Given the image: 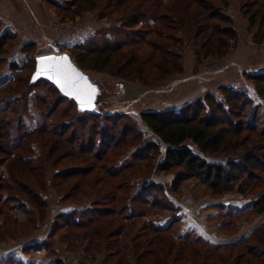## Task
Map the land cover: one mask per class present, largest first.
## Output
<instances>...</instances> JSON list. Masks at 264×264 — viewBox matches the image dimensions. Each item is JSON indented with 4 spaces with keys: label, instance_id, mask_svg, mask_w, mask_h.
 <instances>
[{
    "label": "rangeland",
    "instance_id": "1",
    "mask_svg": "<svg viewBox=\"0 0 264 264\" xmlns=\"http://www.w3.org/2000/svg\"><path fill=\"white\" fill-rule=\"evenodd\" d=\"M186 1L36 0L40 11L31 12L25 4L27 15L18 17L19 30L0 17V41L5 40L0 120L10 136H24L18 151L0 152V264H264L241 255L243 245L209 248L244 239L264 247V211L254 210L264 191L261 185L244 193L234 189L213 194L206 184L188 178L174 190L171 183L178 169H157L165 145L141 119L142 111H177L207 92L222 99L221 86L243 89L254 103L264 104L248 77L264 73V20L252 24L241 8L252 0H204L207 8L200 1L189 7ZM156 2L163 7L155 11ZM224 4L222 11L235 30L232 38L218 33L221 23L209 19L210 10ZM148 8L153 14L142 17ZM135 16L140 21L132 26ZM8 35H13L11 40L5 39ZM222 41L228 51L217 56ZM106 42L121 45L110 65L104 70L83 68L99 88L95 110L108 116L97 121L106 125L105 138L112 133L111 124H118L117 132L127 124L134 128L126 143L110 148L108 139L104 141L101 148L108 150L96 157L95 152L79 151L71 128L64 134L40 130L41 124L69 120L73 111L57 103L59 95L51 85L31 84L29 78L37 55L65 52L73 59L82 55L80 46ZM235 54L241 60L228 63ZM260 116L264 118L262 112ZM137 134L159 145L153 157H135L139 141L131 144V137ZM0 143L6 146L4 138ZM185 143L197 151L191 141ZM129 164L119 176L109 172L114 165ZM151 184L160 189L147 190ZM149 191L156 195L155 205L133 199ZM96 214L92 220L87 217ZM151 224L166 229L154 232Z\"/></svg>",
    "mask_w": 264,
    "mask_h": 264
},
{
    "label": "trees",
    "instance_id": "2",
    "mask_svg": "<svg viewBox=\"0 0 264 264\" xmlns=\"http://www.w3.org/2000/svg\"><path fill=\"white\" fill-rule=\"evenodd\" d=\"M197 1L203 2L202 5L206 3L204 0H187L186 2L190 7L191 3ZM251 4L245 7L244 5L241 6L243 14L249 17L252 24L256 21L255 19L263 21L264 0H252ZM154 5L152 7H154L155 11L163 7L160 2H156ZM204 6L206 8L209 7L207 4ZM224 8H226L225 4L214 9L212 8L209 12V19H215L221 24L228 23L223 28L221 24H219L218 33L223 35L227 34V36L232 38L235 35V30L230 24L231 19L222 11ZM148 9L146 13L141 15L142 17H151L154 10ZM165 11L170 13L171 8L167 9L165 7ZM166 12L161 13L167 14ZM156 14L154 16H156ZM136 15L138 16L139 14ZM137 16L133 17L130 22L132 26L139 23L140 17L138 16V18ZM213 28L217 31V26ZM12 36L8 35L5 39L11 40ZM28 45H31V43L25 44L23 47H28ZM219 46L220 47L215 50V53L217 56H222L228 51V47L225 41H222ZM3 47H5V40H2V42L0 41V55L5 51L2 50ZM88 47L80 46V53H82V55L74 56V62L82 69L87 67L93 70H104L110 65L114 52L119 50L121 45L118 43L106 42L103 44L88 45ZM83 54L89 56L86 57ZM31 63L34 64V58ZM248 77L253 81L257 97L264 98V73L253 74ZM37 81H44L51 85L59 95L57 103L64 102V109L70 113L73 111L69 115V120L63 121L61 124H41V131L64 134L71 128L70 138L74 143L78 142L79 151H81V153L84 151H89L90 153L95 152L96 157L102 156L108 150V148H101L105 143L104 141L107 139V147L110 146V148L128 141L126 136L129 135L132 128H134L132 125L127 124L120 132H117L118 124H111L112 133L106 134L105 138L103 129H106V125L98 124L97 120H108L107 115L78 110L75 103L61 96L50 82L44 79H38L31 84ZM220 91L222 99H217L214 93L207 92L202 97L181 106L177 111L141 112V119L144 124L153 132L160 142L165 145L163 160L157 164V169L161 171L178 169L171 183V187L174 190L179 187L183 180L188 178H196L201 183L206 184L213 194H221L234 189L244 193L248 188L254 185H261L264 190V118H260L261 112L264 115V104L254 103V100L249 97L247 92L243 89H236L232 86H221ZM54 108L55 105L52 106L50 111ZM55 118L56 116L52 118L53 122H56ZM6 125L4 121L0 120V139L4 138V140H6V146L0 143V152L9 155L11 152L13 153V151H18V149L24 145V136L22 134L10 136ZM98 125H102L100 127L102 132H97V134L99 133V138L95 139L94 135ZM134 126L137 130L136 124H134ZM84 134H86L87 140L83 137ZM138 138L139 140H137ZM188 140L194 144L197 151H194L193 148L185 143ZM135 141H139L138 152L135 154V157H139L137 159L146 157L151 158V156L153 157V153L159 150V145L156 142L144 141L139 134L131 137V144L135 143ZM212 156L219 157L221 160H208V157ZM6 158L7 157H5L4 160H6ZM22 160L26 163L30 161L24 156H22ZM112 167L113 168L109 171L110 174L112 176H119L127 168H130L131 164L126 166L114 165ZM147 188V190L150 188L152 190L160 189L156 184H151L147 186ZM149 192L142 194V197L140 195L139 197H133V199H140V202L145 203L150 201L149 203L155 205L157 202L156 195L153 194V196L152 192ZM151 195V200H145L146 197H150ZM254 210L257 213H262L264 211V191L261 192L258 201L254 204ZM98 215L99 214H96L93 217L92 215H87V217L92 220ZM151 229L154 232H160L166 228L162 229L151 224ZM256 231L258 232L259 230ZM256 231L254 233H256ZM248 240L249 239H244L231 245H208L209 248L213 250L243 245L245 251H243L241 255H249L250 257L258 258L260 262L264 263V247L261 244H247ZM185 241H188V243L200 242L199 239H186ZM200 243L207 244L204 241ZM142 254L141 256L145 255L146 252ZM8 260L14 261L15 259L10 257Z\"/></svg>",
    "mask_w": 264,
    "mask_h": 264
},
{
    "label": "snow or ice",
    "instance_id": "3",
    "mask_svg": "<svg viewBox=\"0 0 264 264\" xmlns=\"http://www.w3.org/2000/svg\"><path fill=\"white\" fill-rule=\"evenodd\" d=\"M49 73L50 79H55L62 92L79 100L81 108L91 106V98L95 89L87 83V78L76 72L68 63L67 56L41 57L37 61V72L33 76Z\"/></svg>",
    "mask_w": 264,
    "mask_h": 264
},
{
    "label": "water",
    "instance_id": "4",
    "mask_svg": "<svg viewBox=\"0 0 264 264\" xmlns=\"http://www.w3.org/2000/svg\"><path fill=\"white\" fill-rule=\"evenodd\" d=\"M61 56H67L68 57V63H70L72 68L75 69L76 72L80 73L83 77H86L87 78V83L90 84L95 89V93H94V95L91 98V106L81 108L79 100L76 99L75 97H70V96L66 95L64 92H62L61 89H60V86L56 83V80L54 78L53 79L49 78V75H50L49 73L42 74V75L38 76L35 80H33V76L37 72V61L40 60L41 57H61ZM38 79H44V80L50 82L58 90V92H59V94L61 96L72 100L75 103V105H76L78 110L86 111V112H97L95 110V108H96V106L98 104L97 95L99 93V88L94 82H92L90 80V78L87 75V73L84 72L83 69L80 68L73 61V59L71 58V56L69 54H67L65 52H62V53H46V54H40V55L35 56L34 57V68H33V71L31 72L29 81L32 83V82H35Z\"/></svg>",
    "mask_w": 264,
    "mask_h": 264
},
{
    "label": "crops",
    "instance_id": "5",
    "mask_svg": "<svg viewBox=\"0 0 264 264\" xmlns=\"http://www.w3.org/2000/svg\"><path fill=\"white\" fill-rule=\"evenodd\" d=\"M25 4L27 6L33 8V10L31 9V12L35 11V13H36V11L37 12L40 11L38 9L40 5L39 4L37 5L36 0H23V1L0 0V17L4 20V22H6V24L8 26H10L9 28L12 27L13 30L14 29L19 30L20 20L18 17L22 16L24 18L23 15H27V12H26L25 7H24ZM37 6H38V8H36ZM21 20H22V18H21ZM39 20L42 22V24H44V23L47 24V21L44 18L39 19ZM43 26H45V25H43ZM35 41H36V38H35ZM233 58L234 59L229 60L228 63H234V61H240L242 57L238 54H235L233 56Z\"/></svg>",
    "mask_w": 264,
    "mask_h": 264
}]
</instances>
